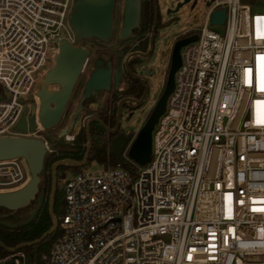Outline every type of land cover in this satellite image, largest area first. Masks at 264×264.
Returning <instances> with one entry per match:
<instances>
[{
	"label": "built area",
	"instance_id": "1",
	"mask_svg": "<svg viewBox=\"0 0 264 264\" xmlns=\"http://www.w3.org/2000/svg\"><path fill=\"white\" fill-rule=\"evenodd\" d=\"M74 0H0V137L16 129L58 51ZM209 1V0H207ZM205 1V2H207ZM212 0L181 47L151 159L134 173L83 171L63 189L60 234L41 264H264V9ZM225 10L222 25H211ZM50 65V67H49ZM47 147V146H46ZM126 152V151H125ZM30 179L0 161V194ZM0 264H30L22 250Z\"/></svg>",
	"mask_w": 264,
	"mask_h": 264
},
{
	"label": "water",
	"instance_id": "2",
	"mask_svg": "<svg viewBox=\"0 0 264 264\" xmlns=\"http://www.w3.org/2000/svg\"><path fill=\"white\" fill-rule=\"evenodd\" d=\"M191 1L192 0H175L176 4L174 10L171 12L167 11L166 14L178 11L179 8ZM211 1L212 0L205 2L207 8ZM153 3L155 10L154 17L156 20L158 14V1L153 0ZM194 5L195 2H193L192 7ZM115 6L116 0H74L67 19L68 28L78 42L94 39L102 44H108L113 34ZM139 13L140 0H123L120 29L121 39L129 37L132 29L138 25ZM224 19V9L214 11L210 16V24L222 25ZM55 40L58 42V51L54 57V63L52 67L44 73L41 84L35 93V97L39 102L38 108L35 102H32L28 108H25L16 125L18 131L34 133L38 128L42 131H48L58 125L59 119L78 80L84 62L88 57V50L69 44L65 40L63 33ZM195 41H197V35L193 34L178 38L173 42L169 56L168 73L163 90L153 104L144 125L136 136L131 138L130 135L124 136V134H120L110 141L109 152L118 165L121 166L123 164L122 155L125 151H127L129 160L139 167L145 166L150 161L152 132L159 117L164 113L167 98L173 90L174 73L180 64L179 51L181 47ZM132 55L134 54L128 57ZM119 77L117 72L115 75V89H117ZM50 87H56V90H49ZM109 89V70L100 69L95 71L86 82L80 103L92 94L108 91ZM122 102L123 101H121L119 105V112ZM80 108L81 106L79 104L76 115ZM89 123L86 128L87 149L82 160H57L51 166V189L48 200V214L52 222L51 228L39 239L19 244L13 248L5 247L0 242V248L7 253L38 245L55 231L57 220L54 216L53 205L57 188V169L65 166L83 167L87 163L91 147ZM105 130L113 133L106 128ZM75 131L76 124L72 123L68 128L61 130L59 136L73 138ZM46 153V144L40 139L0 137V161L23 159L30 175L27 184L19 190L0 194V209L15 212L27 207L34 201L39 193L40 175Z\"/></svg>",
	"mask_w": 264,
	"mask_h": 264
},
{
	"label": "flooded vegetation",
	"instance_id": "3",
	"mask_svg": "<svg viewBox=\"0 0 264 264\" xmlns=\"http://www.w3.org/2000/svg\"><path fill=\"white\" fill-rule=\"evenodd\" d=\"M145 2H149V0H140L138 25L132 29L130 36L125 39L120 38L122 20L120 18V27L117 38L114 41V46L117 49L108 50L107 48V45L113 42L114 18L113 34L108 44H102L92 39L82 41L89 44L87 47H82V42H78L75 39L76 43L73 46L84 48L88 50L89 54L57 126L63 125V129H66L72 123L76 124V131L72 140L74 142L78 136L82 139L84 136L86 142L80 145L84 149V154L87 149L86 128L89 122L90 152L98 143L104 144L106 150L109 149L110 141L120 134H124V136L130 135L131 138L134 137L131 133H126L122 129V122L124 119L129 121L136 110L143 108L150 95L148 79L152 73L149 65L154 53L156 38L163 27L159 11L155 20L153 0H151L152 12L150 10L148 14L149 22L144 26L142 7ZM173 10L168 9L167 11L171 12ZM131 54L134 55L128 57ZM100 69L109 70L110 89L92 94L80 103L86 82L95 71ZM117 72L120 77L117 89H115V75ZM49 90H56V87H52ZM121 101L123 102L119 112ZM32 102H35L38 108L39 102L36 97ZM79 104L81 108L76 115ZM147 116L145 119H147ZM105 128L113 133L107 132ZM45 159L46 157L44 158L43 167Z\"/></svg>",
	"mask_w": 264,
	"mask_h": 264
},
{
	"label": "rangeland",
	"instance_id": "4",
	"mask_svg": "<svg viewBox=\"0 0 264 264\" xmlns=\"http://www.w3.org/2000/svg\"><path fill=\"white\" fill-rule=\"evenodd\" d=\"M158 1V11L161 17L163 27L160 29L158 36L156 38V42L154 45V53L152 59L150 61V68H151V77L148 79V85L150 88V95L143 106V108L136 110L129 121L126 119L122 122V129L126 133H131L134 137L138 133V131L144 125L146 119L145 117L149 114L154 102L157 100L158 96L161 94L163 90L164 82L166 81L167 73H168V66H169V56L171 47L174 42L175 37H179L184 33L189 31H193L196 33L200 27L205 22L207 16L208 8L205 6V1L207 0H192L188 4L183 5L178 11L171 13L169 15L166 14L168 9L173 10L175 8V0H157ZM193 2L195 5L192 7ZM258 2L260 3L259 11L264 9V0H255L251 3ZM123 6V0H116V6L114 10V37L113 42L107 45L108 50L117 49L114 46V41L117 38V33L120 27V18H121V11ZM67 23V21H66ZM82 47H87L89 44L82 42ZM50 67V65H49ZM41 84V77L37 80V85L34 88L35 92L37 91L39 85ZM49 89H52L50 87ZM35 98V97H34ZM33 99H27L26 105L27 107L30 106ZM148 117V116H147ZM64 126L60 125L48 131H42L39 129L38 132L35 133V139L42 140L47 146V153L46 159L49 158L52 154L56 158H60L58 160L63 159H70L67 158L66 155L70 150V146L73 143L72 137H60L59 133L63 130ZM133 137V138H134ZM54 144H59L58 146H53ZM54 151V152H53ZM109 152V149H107ZM53 152V153H51ZM72 160V159H71ZM122 160L125 162L124 167L120 166V169H130L133 172L138 170L136 164L129 160L127 151L123 153ZM127 167V168H126ZM116 167L111 166H104L96 161H87L86 165L81 167L79 172L83 171H103L109 169H116ZM77 171L71 169V167L65 166L63 169L60 170V173L57 177V188H62L64 183L73 177ZM40 187V185H39ZM50 195V194H49ZM49 200V196H48ZM45 202V197L39 191L38 195L27 207L20 209L15 212H9L5 209H0V224L7 227H19L22 225L27 224L28 222L32 221L39 212L42 211L43 205ZM40 258V256H39Z\"/></svg>",
	"mask_w": 264,
	"mask_h": 264
},
{
	"label": "trees",
	"instance_id": "5",
	"mask_svg": "<svg viewBox=\"0 0 264 264\" xmlns=\"http://www.w3.org/2000/svg\"><path fill=\"white\" fill-rule=\"evenodd\" d=\"M247 3H251L255 0H244ZM152 12V5L151 0L149 2H145L142 7V14H143V24L144 26L149 22V11ZM86 139L83 136V139L78 136L73 144L70 146V150L66 155L67 158H70L75 161H80L84 155V149L80 146L81 144H85ZM59 144H54L53 146H58ZM96 145V144H95ZM60 158L54 157L52 154L49 156L48 159H45V164L42 169L40 175V187L39 191L45 197V202L43 205V209L41 212L38 213L36 218L32 221L28 222L25 225L19 227H7L0 224V242L8 248H13L19 244L25 242H31L36 239H39L45 232H47L51 226L52 222L48 214V196L50 194L51 189V166L54 162H56ZM88 161H96L104 166H111L116 167L117 163L113 156L107 152L105 145L98 143L94 146L89 153ZM86 165V164H85ZM125 162L121 167L123 168ZM64 167H60L57 169V177L60 173V170ZM127 168V167H126ZM72 170L79 172L81 167H71ZM126 170V169H125ZM130 171V169H128ZM134 173L132 170L130 171ZM53 212L56 220L58 221L64 215V201H63V189L58 188L57 192L55 193L54 197V205H53ZM60 234V228L57 224L55 231L49 235L45 240L35 246L26 247L21 249L28 257V261L30 264H41L39 256L41 254L47 252L55 241V239ZM8 253L0 248V258L4 257Z\"/></svg>",
	"mask_w": 264,
	"mask_h": 264
}]
</instances>
